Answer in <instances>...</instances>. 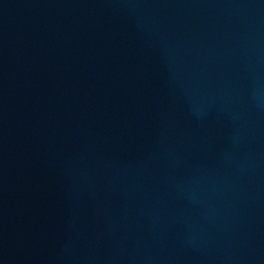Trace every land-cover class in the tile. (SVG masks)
Listing matches in <instances>:
<instances>
[{"label":"water","instance_id":"obj_1","mask_svg":"<svg viewBox=\"0 0 264 264\" xmlns=\"http://www.w3.org/2000/svg\"><path fill=\"white\" fill-rule=\"evenodd\" d=\"M0 264H264V0H0Z\"/></svg>","mask_w":264,"mask_h":264}]
</instances>
